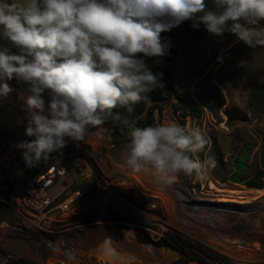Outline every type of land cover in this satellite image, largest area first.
Segmentation results:
<instances>
[{
  "label": "rangeland",
  "instance_id": "obj_1",
  "mask_svg": "<svg viewBox=\"0 0 264 264\" xmlns=\"http://www.w3.org/2000/svg\"><path fill=\"white\" fill-rule=\"evenodd\" d=\"M0 47L12 52L10 42L2 35ZM203 48L205 53L197 44L180 43V67L172 74L177 89L192 96L204 109L203 118L188 119L186 128L198 127L205 135L215 136L219 144L216 152L224 161L246 144L257 143L250 164L262 168L264 47L251 48L225 30L221 35L211 33ZM139 58L153 73L164 65L160 57L140 54ZM9 87L12 91L0 96V160L10 153L6 162L9 172L21 178L26 171L52 160L35 167L26 165L24 150L17 145L30 141L25 134L26 98L32 94ZM255 87L262 90L260 102L253 109L249 98ZM42 98L47 108L49 100ZM177 102L173 98L161 102L163 115L156 113L157 124L175 122L182 126L173 111ZM218 105H223L220 119L213 110ZM233 107L245 111L249 122L229 123L225 111ZM128 139L116 142L108 129L93 128L78 144L69 139V153L53 159L77 155L100 170L98 182L94 180L90 192L72 206L84 215L104 208V214L88 216L91 226L48 235L25 221L12 206L0 202V264L19 258L33 264H61L68 255H73L78 264H264V189L223 183L209 171L200 178L181 173L171 185L161 184L151 171L136 173L125 165L123 153ZM2 171L0 168V174ZM0 195L9 200V193L0 191ZM177 248V255L172 256V249Z\"/></svg>",
  "mask_w": 264,
  "mask_h": 264
},
{
  "label": "clouds",
  "instance_id": "obj_2",
  "mask_svg": "<svg viewBox=\"0 0 264 264\" xmlns=\"http://www.w3.org/2000/svg\"><path fill=\"white\" fill-rule=\"evenodd\" d=\"M213 4L216 10L207 0H0V35L17 49L0 47V96L12 91L2 81L14 77L32 93L25 134L34 139L17 145L26 165L47 161L69 139L84 141L90 129L111 119L129 128L123 158L136 173L151 171L171 185L181 173L200 178L215 168L213 157L197 155L209 143L200 128L175 122L137 127L114 112L124 107L131 113L148 100L145 94L163 87V73H153L139 56L166 55L161 33L183 21L264 47V0Z\"/></svg>",
  "mask_w": 264,
  "mask_h": 264
},
{
  "label": "trees",
  "instance_id": "obj_3",
  "mask_svg": "<svg viewBox=\"0 0 264 264\" xmlns=\"http://www.w3.org/2000/svg\"><path fill=\"white\" fill-rule=\"evenodd\" d=\"M209 9L216 10L213 4V0H207ZM193 20H186L179 24V26L173 27L170 31L161 33L162 41L168 45V51L166 55L160 57L164 60L163 67L156 73H163L161 78L162 88H157L154 91L147 93L148 100H142L139 103L133 105V111L127 112L126 108L118 107L114 112H119L122 118H126L131 124L137 127H146L149 125H156L157 118L156 113L160 117L163 115V107L161 102L168 98H176L177 103L173 105V111L181 119L183 127H186L188 119L193 121H200L204 115V109L201 104L189 94H182L172 82L173 72L180 67L178 46L180 43L192 42L197 44L203 53H205L204 45H207L211 38V33L207 30L206 26L201 22L197 26H194ZM12 52H17L11 44ZM6 83L12 85L20 90L31 93L30 85L16 79L6 80ZM261 87H255L249 98V107L255 108L260 102ZM32 94V93H31ZM46 99H50L47 91L42 94ZM223 105L216 106L214 115L216 118H221L219 115V109ZM108 129L116 142L128 136L129 128L119 121H113L108 119L100 126ZM209 143L204 151L198 153V157L201 160L211 156L216 161V166L213 169L208 170L209 174L215 179L221 180L223 183H231L245 186L249 189L263 190L264 189V164L262 168L252 166L250 164L251 154L257 143H248L235 155L224 161L223 157L216 151H218V140L215 136L206 135ZM34 137H29L28 140H32ZM129 141V139H128ZM210 151V155L208 154ZM68 149L65 147L61 152H54L51 154L50 159H56L67 155ZM94 168V180L97 183L100 179V170L93 164ZM228 171L225 172V169ZM248 192V191H247ZM253 192V191H250ZM203 262V261H201ZM205 263V262H203ZM10 264H33L26 259L19 258L13 260Z\"/></svg>",
  "mask_w": 264,
  "mask_h": 264
},
{
  "label": "built area",
  "instance_id": "obj_4",
  "mask_svg": "<svg viewBox=\"0 0 264 264\" xmlns=\"http://www.w3.org/2000/svg\"><path fill=\"white\" fill-rule=\"evenodd\" d=\"M7 155L0 160L3 170L0 174V191L9 193L10 197L8 200L0 195V202L12 206L32 226L48 235H57L91 226L89 222L92 218L88 219V216L104 214V208L90 215L79 214L72 209L94 184V169L88 159L70 155L28 170L23 177L17 178L9 172L6 162L10 159V153ZM65 227L68 229L63 230ZM50 244L58 252L59 249L54 248L52 242ZM67 261L79 263L73 255H68L61 264Z\"/></svg>",
  "mask_w": 264,
  "mask_h": 264
},
{
  "label": "water",
  "instance_id": "obj_5",
  "mask_svg": "<svg viewBox=\"0 0 264 264\" xmlns=\"http://www.w3.org/2000/svg\"><path fill=\"white\" fill-rule=\"evenodd\" d=\"M173 99H176V98L174 97ZM225 114L228 118V122L231 124L232 123H248L249 122V115L245 111H243L239 108H235V107L228 108V109H226ZM91 132H93V129L89 130V133H91ZM172 251H173L171 253L172 256H176L177 251L175 249H172Z\"/></svg>",
  "mask_w": 264,
  "mask_h": 264
},
{
  "label": "flooded vegetation",
  "instance_id": "obj_6",
  "mask_svg": "<svg viewBox=\"0 0 264 264\" xmlns=\"http://www.w3.org/2000/svg\"><path fill=\"white\" fill-rule=\"evenodd\" d=\"M180 247V246H179ZM175 250H177V251H179V249L177 248V249H175Z\"/></svg>",
  "mask_w": 264,
  "mask_h": 264
},
{
  "label": "bare ground",
  "instance_id": "obj_7",
  "mask_svg": "<svg viewBox=\"0 0 264 264\" xmlns=\"http://www.w3.org/2000/svg\"><path fill=\"white\" fill-rule=\"evenodd\" d=\"M163 252H164V251H163ZM165 254H167V252H166Z\"/></svg>",
  "mask_w": 264,
  "mask_h": 264
}]
</instances>
